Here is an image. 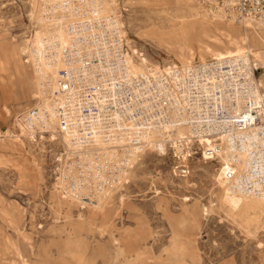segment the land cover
Segmentation results:
<instances>
[{
	"label": "rangeland",
	"instance_id": "rangeland-1",
	"mask_svg": "<svg viewBox=\"0 0 264 264\" xmlns=\"http://www.w3.org/2000/svg\"><path fill=\"white\" fill-rule=\"evenodd\" d=\"M98 13H116L136 71L180 67V47L198 49L188 12L174 2L107 0L99 12L78 14L51 0H0V264H264V202L241 203L232 188L240 169L221 136L179 146L177 132L168 134L167 152H139L97 205L67 193L80 166L62 135L37 129L30 136L16 125L53 98V84L27 54L31 44ZM192 62L200 63L198 53ZM263 75L258 66L255 77ZM174 77L166 73L172 88Z\"/></svg>",
	"mask_w": 264,
	"mask_h": 264
},
{
	"label": "bare ground",
	"instance_id": "bare-ground-1",
	"mask_svg": "<svg viewBox=\"0 0 264 264\" xmlns=\"http://www.w3.org/2000/svg\"><path fill=\"white\" fill-rule=\"evenodd\" d=\"M51 1L78 14L99 12L107 4V0H75L74 5ZM160 2L185 8L188 14L183 16L190 17L197 32V50L190 43L180 47L182 66L134 70L116 13L69 21L65 29L54 27L31 44L27 54L40 79L53 84V98L37 114L21 116L16 125L30 136L37 129L63 136L65 150L79 158L80 175L66 189L75 202L86 196L99 205L111 187L119 186L139 152L148 148L164 154L167 135L173 138L176 131L179 146L186 139L221 136L240 169L232 188L241 203L247 206L252 197L262 204L264 75L257 79L255 69L264 66V17H241L198 0ZM196 53L199 64L192 62ZM18 66V73L25 75L23 63ZM62 69L74 84L69 92L60 89ZM168 72L175 73L174 88L166 78ZM62 114L69 125H63ZM92 185L94 190L89 189Z\"/></svg>",
	"mask_w": 264,
	"mask_h": 264
},
{
	"label": "built area",
	"instance_id": "built-area-1",
	"mask_svg": "<svg viewBox=\"0 0 264 264\" xmlns=\"http://www.w3.org/2000/svg\"><path fill=\"white\" fill-rule=\"evenodd\" d=\"M199 2L206 3V4H212L213 6H223L226 9L235 11L239 16L241 17H264V0H198ZM60 89L63 92H69L72 89V81L70 80L69 73L67 70L62 69L60 71ZM88 90L89 88H85ZM92 89V88H91ZM80 90H84L83 88H80ZM90 96V95H89ZM94 110L96 111L97 108L94 107ZM87 111V109H86ZM67 120V117L65 114H62V123L63 125H69ZM197 145L193 146L194 147ZM193 151V150H192ZM200 151V149H199ZM198 152V151H193ZM186 168H181V172L185 173ZM228 177H232V173L228 172Z\"/></svg>",
	"mask_w": 264,
	"mask_h": 264
},
{
	"label": "crops",
	"instance_id": "crops-1",
	"mask_svg": "<svg viewBox=\"0 0 264 264\" xmlns=\"http://www.w3.org/2000/svg\"><path fill=\"white\" fill-rule=\"evenodd\" d=\"M4 104H6V103H4ZM7 105V104H6Z\"/></svg>",
	"mask_w": 264,
	"mask_h": 264
}]
</instances>
